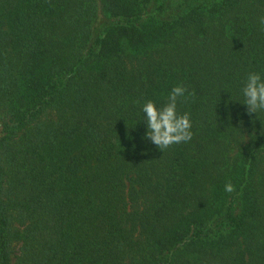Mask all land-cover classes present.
<instances>
[{"label":"trees","instance_id":"1","mask_svg":"<svg viewBox=\"0 0 264 264\" xmlns=\"http://www.w3.org/2000/svg\"><path fill=\"white\" fill-rule=\"evenodd\" d=\"M264 0H0V264H264ZM191 95L192 140L140 107ZM234 191L227 193L224 185Z\"/></svg>","mask_w":264,"mask_h":264},{"label":"clouds","instance_id":"2","mask_svg":"<svg viewBox=\"0 0 264 264\" xmlns=\"http://www.w3.org/2000/svg\"><path fill=\"white\" fill-rule=\"evenodd\" d=\"M264 24V18H261ZM191 93L183 85H177L168 92L163 103L146 100L140 107L141 122L144 125V140L160 150L171 145L188 143L193 133L190 113L179 111V106L187 103ZM239 104L250 118L264 115V71L250 70L241 81L238 90ZM224 191L232 193L234 185L226 183Z\"/></svg>","mask_w":264,"mask_h":264}]
</instances>
